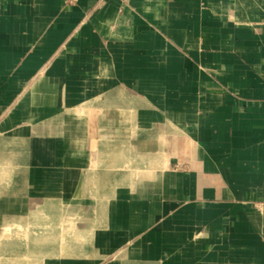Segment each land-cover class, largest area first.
<instances>
[{"label":"crops","instance_id":"1","mask_svg":"<svg viewBox=\"0 0 264 264\" xmlns=\"http://www.w3.org/2000/svg\"><path fill=\"white\" fill-rule=\"evenodd\" d=\"M0 166L26 264H264V0H0Z\"/></svg>","mask_w":264,"mask_h":264},{"label":"bare ground","instance_id":"2","mask_svg":"<svg viewBox=\"0 0 264 264\" xmlns=\"http://www.w3.org/2000/svg\"><path fill=\"white\" fill-rule=\"evenodd\" d=\"M8 174L9 170L0 166V189L6 187ZM50 204L51 207L58 205L56 202ZM46 209L50 211L48 214L41 212L34 217H7L8 224L0 233V264H26L25 261L33 256L34 261H39L36 257L42 253L61 258L75 255L74 249L60 246L78 238L73 229L76 216L60 215L50 207ZM6 221L5 218L3 222Z\"/></svg>","mask_w":264,"mask_h":264},{"label":"rangeland","instance_id":"3","mask_svg":"<svg viewBox=\"0 0 264 264\" xmlns=\"http://www.w3.org/2000/svg\"><path fill=\"white\" fill-rule=\"evenodd\" d=\"M7 216H8V215H3V217H5V218L7 219V221H8V218H7ZM8 217H9V216H8ZM5 218H4V219H5ZM7 221H6V222H7Z\"/></svg>","mask_w":264,"mask_h":264}]
</instances>
